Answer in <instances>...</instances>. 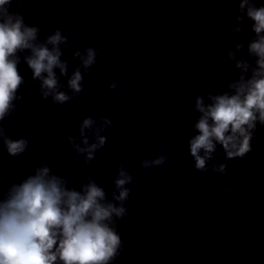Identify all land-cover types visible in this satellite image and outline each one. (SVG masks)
Here are the masks:
<instances>
[{"label":"clouds","instance_id":"1","mask_svg":"<svg viewBox=\"0 0 264 264\" xmlns=\"http://www.w3.org/2000/svg\"><path fill=\"white\" fill-rule=\"evenodd\" d=\"M23 2L0 0V143L13 159L25 154L30 144L26 137L12 138L4 123L16 115L23 99L21 89L27 81L19 65L23 63L31 71L44 102L65 105L83 92L84 76L97 63L99 48L95 45L101 43L93 38L81 49L59 27L41 39L43 25H29L19 9L11 10L13 3ZM237 3L235 22L229 29L236 43L227 53L237 76L225 82L224 90L208 92L207 99L198 93L191 109L198 116L193 124L195 134L188 139V153L200 173L226 175L228 161L250 154L258 126L264 128V4L257 0ZM245 21L250 25L248 31ZM68 48L75 49L73 59L79 60L75 66L62 58ZM118 87L123 92L127 85L111 82L108 95ZM112 127L106 116L99 120L86 116L79 123V136L62 139L87 166L105 147ZM106 131L109 135H102ZM218 146L224 162L209 164L218 155ZM167 161L168 150L159 145L139 167L147 172L164 167ZM130 167V162L116 165L110 198L92 175L82 173L77 187L67 176L54 172L49 163L35 166L31 174L6 189L0 184V264H114L127 247L119 224L132 215L126 207L134 183Z\"/></svg>","mask_w":264,"mask_h":264}]
</instances>
